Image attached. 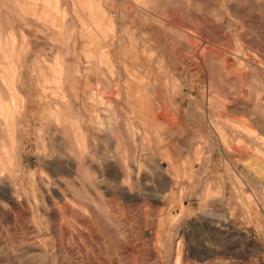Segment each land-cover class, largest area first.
I'll return each instance as SVG.
<instances>
[{
    "label": "rangeland",
    "instance_id": "rangeland-1",
    "mask_svg": "<svg viewBox=\"0 0 264 264\" xmlns=\"http://www.w3.org/2000/svg\"><path fill=\"white\" fill-rule=\"evenodd\" d=\"M0 96V264L264 258V0H0Z\"/></svg>",
    "mask_w": 264,
    "mask_h": 264
},
{
    "label": "bare ground",
    "instance_id": "bare-ground-1",
    "mask_svg": "<svg viewBox=\"0 0 264 264\" xmlns=\"http://www.w3.org/2000/svg\"><path fill=\"white\" fill-rule=\"evenodd\" d=\"M14 66V65H13ZM16 91V90H15ZM15 91H14V93H15ZM1 97V96H0ZM3 100V99H2ZM6 101V100H5ZM16 101H18V100H15V98H13V99H10V102H9V105L8 104H6L5 105V107H3V105H2V103L4 102H2L1 103V100H0V124L1 125H4L5 127H6V129H8V127H10V126H8L9 124H12L13 126H14V123H13V121H14V113H12L11 112V109L12 108H14L15 109V107H19V108H21L20 106H19V104H21V103H17ZM7 102V101H6ZM20 102H21V100H20ZM17 109V108H16ZM19 111V110H18ZM16 114H18V113H16ZM155 114V113H154ZM19 115V114H18ZM17 115V116H18ZM12 128V127H11ZM254 196V195H253ZM254 198H255V200H256V202L257 203H259V201H258V199L254 196Z\"/></svg>",
    "mask_w": 264,
    "mask_h": 264
},
{
    "label": "built area",
    "instance_id": "built-area-1",
    "mask_svg": "<svg viewBox=\"0 0 264 264\" xmlns=\"http://www.w3.org/2000/svg\"><path fill=\"white\" fill-rule=\"evenodd\" d=\"M247 264H264V258H255L247 262Z\"/></svg>",
    "mask_w": 264,
    "mask_h": 264
}]
</instances>
